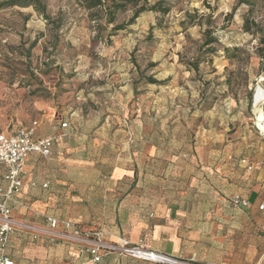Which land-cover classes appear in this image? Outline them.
Here are the masks:
<instances>
[{
    "label": "rangeland",
    "instance_id": "374dc122",
    "mask_svg": "<svg viewBox=\"0 0 264 264\" xmlns=\"http://www.w3.org/2000/svg\"><path fill=\"white\" fill-rule=\"evenodd\" d=\"M10 1L0 0V131L38 121L49 135L59 122L91 124L77 136L89 151L106 142L109 171L117 157H130L127 126L146 125L165 142L169 184L190 187L195 178L206 196L215 167L225 178L244 157L264 164L254 107L257 90L264 92V44L243 29L249 18L264 30L263 4L249 12L236 0H164L168 13L146 11L114 31L113 25L96 30L78 0H41L49 20ZM133 13L129 7L118 22L128 23ZM209 27L216 52L204 45ZM149 76L160 83H149ZM259 106L264 113V100ZM215 191L224 196L221 187Z\"/></svg>",
    "mask_w": 264,
    "mask_h": 264
},
{
    "label": "crops",
    "instance_id": "0c3cea01",
    "mask_svg": "<svg viewBox=\"0 0 264 264\" xmlns=\"http://www.w3.org/2000/svg\"><path fill=\"white\" fill-rule=\"evenodd\" d=\"M62 123L58 132L49 135L40 133V124L37 128L36 137L57 139L47 165L37 154L26 161L24 185L12 213L16 229L7 248L15 264H77L81 246L99 240L119 247L122 239L179 264L264 261V217L258 210L264 202V164L244 157L238 171L232 168L225 178L215 167L211 170L214 188L206 196L195 178L190 187L178 181L169 184L170 172L162 167L165 142L154 135L153 128L128 125L130 157L122 162L117 157L108 171L103 165L108 161L106 142L98 140L96 149L89 151L85 138L77 136V131L91 124L73 127L68 123L62 128ZM107 126L103 123L100 129ZM63 160L66 169L61 168ZM2 176L0 168V185ZM46 183L49 186L44 188ZM218 187L224 196L217 197ZM237 195L249 200L250 206L235 207L232 199ZM47 216L72 222L79 234L51 231ZM102 253L99 263L86 264H161L133 258L120 248Z\"/></svg>",
    "mask_w": 264,
    "mask_h": 264
},
{
    "label": "built area",
    "instance_id": "2783aa9c",
    "mask_svg": "<svg viewBox=\"0 0 264 264\" xmlns=\"http://www.w3.org/2000/svg\"><path fill=\"white\" fill-rule=\"evenodd\" d=\"M259 117L257 118V129L264 138V130L259 127ZM39 126L38 121L32 122L29 126H21L16 129L0 131V168L3 170V184L0 185V264H15L8 256L7 248L9 245L10 235L16 229L15 222L12 218L15 207L16 196L24 185L26 161L32 154L48 158L53 153L56 136L36 137V131ZM68 123L63 122L62 128H67ZM251 170L252 167L250 166ZM48 183L43 187L47 188ZM235 207L246 208L250 206L249 200L235 196L232 199ZM258 210L264 217V202L258 205ZM47 223L51 231L57 230H74L79 234L78 228L68 221L62 220L55 216H47ZM120 248L122 252L136 259L161 264H179V262L167 255L160 254L142 245H133L127 240L122 239L118 246L96 241L93 244L83 245L79 248L80 261L77 264H86L87 262L99 263L102 260L103 253ZM89 257V258H88ZM255 264H264L259 261Z\"/></svg>",
    "mask_w": 264,
    "mask_h": 264
},
{
    "label": "trees",
    "instance_id": "16d2710c",
    "mask_svg": "<svg viewBox=\"0 0 264 264\" xmlns=\"http://www.w3.org/2000/svg\"><path fill=\"white\" fill-rule=\"evenodd\" d=\"M164 0H158L154 4H149V0H78L79 6L86 12L88 20L94 22L96 30H103L106 26L113 25L112 30L118 31L134 23V21L144 12L153 11L159 13H168L169 7L164 5ZM258 4L264 5V0H236V7L248 6L249 12H254ZM9 6L34 7L46 20H49L47 8L41 0H11L7 3ZM129 7L134 9V13L128 23H119L118 16L126 11ZM190 22L195 23V15L187 14ZM253 25V26H252ZM262 22L252 21L249 18L244 20L243 29L246 33H250L259 39L261 44H264V30L261 28ZM255 27V29L253 28ZM204 45L209 47V52H216L214 45L218 43V38L214 36V30L207 28L205 30ZM34 44L31 46L33 48ZM30 51V49H29ZM264 58V54H262ZM198 62H193L195 69H198ZM156 66V64H151ZM149 83H160L153 76L147 78Z\"/></svg>",
    "mask_w": 264,
    "mask_h": 264
},
{
    "label": "bare ground",
    "instance_id": "6f19581e",
    "mask_svg": "<svg viewBox=\"0 0 264 264\" xmlns=\"http://www.w3.org/2000/svg\"><path fill=\"white\" fill-rule=\"evenodd\" d=\"M264 100V92L260 89L257 90L255 95V105L257 112H259V127L264 130V113L262 111V108L259 106V103ZM255 110V109H254Z\"/></svg>",
    "mask_w": 264,
    "mask_h": 264
}]
</instances>
